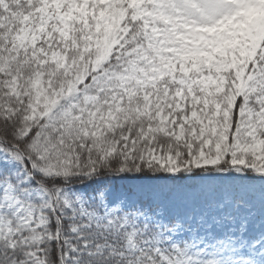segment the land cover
<instances>
[{"label": "snow or ice", "instance_id": "obj_1", "mask_svg": "<svg viewBox=\"0 0 264 264\" xmlns=\"http://www.w3.org/2000/svg\"><path fill=\"white\" fill-rule=\"evenodd\" d=\"M0 264H264V0H0Z\"/></svg>", "mask_w": 264, "mask_h": 264}]
</instances>
